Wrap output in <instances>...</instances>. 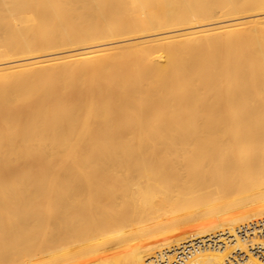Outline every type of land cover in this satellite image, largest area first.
Returning <instances> with one entry per match:
<instances>
[{"label":"bare ground","instance_id":"bare-ground-1","mask_svg":"<svg viewBox=\"0 0 264 264\" xmlns=\"http://www.w3.org/2000/svg\"><path fill=\"white\" fill-rule=\"evenodd\" d=\"M0 264H264V0H0Z\"/></svg>","mask_w":264,"mask_h":264},{"label":"rangeland","instance_id":"rangeland-1","mask_svg":"<svg viewBox=\"0 0 264 264\" xmlns=\"http://www.w3.org/2000/svg\"><path fill=\"white\" fill-rule=\"evenodd\" d=\"M145 186L144 179L138 178L137 176H134L132 181L126 186L127 187V193H131L135 189H142ZM193 221V220H191Z\"/></svg>","mask_w":264,"mask_h":264}]
</instances>
